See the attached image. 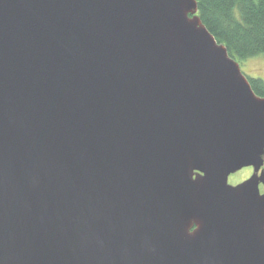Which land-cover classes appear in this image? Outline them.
Returning a JSON list of instances; mask_svg holds the SVG:
<instances>
[{
  "label": "water",
  "instance_id": "95a60500",
  "mask_svg": "<svg viewBox=\"0 0 264 264\" xmlns=\"http://www.w3.org/2000/svg\"><path fill=\"white\" fill-rule=\"evenodd\" d=\"M263 157L195 0H0V264H264Z\"/></svg>",
  "mask_w": 264,
  "mask_h": 264
},
{
  "label": "trees",
  "instance_id": "16d2710c",
  "mask_svg": "<svg viewBox=\"0 0 264 264\" xmlns=\"http://www.w3.org/2000/svg\"><path fill=\"white\" fill-rule=\"evenodd\" d=\"M201 23L239 64L264 54V0H195ZM264 96V81L247 77Z\"/></svg>",
  "mask_w": 264,
  "mask_h": 264
},
{
  "label": "rangeland",
  "instance_id": "374dc122",
  "mask_svg": "<svg viewBox=\"0 0 264 264\" xmlns=\"http://www.w3.org/2000/svg\"><path fill=\"white\" fill-rule=\"evenodd\" d=\"M241 71L244 75L251 78H259L264 81V54L260 56L251 57L248 60L240 62ZM245 170V169H244ZM239 170L228 177V183L234 184V182L244 177L245 171Z\"/></svg>",
  "mask_w": 264,
  "mask_h": 264
},
{
  "label": "flooded vegetation",
  "instance_id": "af4514ba",
  "mask_svg": "<svg viewBox=\"0 0 264 264\" xmlns=\"http://www.w3.org/2000/svg\"><path fill=\"white\" fill-rule=\"evenodd\" d=\"M263 160H264V157H263ZM245 169V170H244ZM241 170V169H240ZM242 170L245 171L246 174H244V177L241 178L240 180L234 182V184H237V183H241L242 181H244V179L248 178L254 171H253V168L251 166H247V167H244L242 168ZM239 171V170H238ZM257 175H260V178L261 180H259L260 182L258 183V192L260 194H264V162L263 164L259 167V169L257 170ZM235 173V172H234ZM232 175V174H231ZM230 175V176H231ZM229 176V177H230ZM233 184V185H234Z\"/></svg>",
  "mask_w": 264,
  "mask_h": 264
}]
</instances>
